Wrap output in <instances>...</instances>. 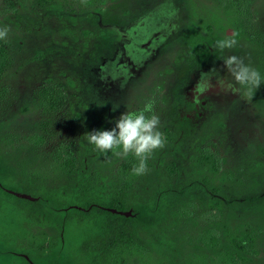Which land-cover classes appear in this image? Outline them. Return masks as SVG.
Instances as JSON below:
<instances>
[{"label":"rangeland","instance_id":"obj_1","mask_svg":"<svg viewBox=\"0 0 264 264\" xmlns=\"http://www.w3.org/2000/svg\"><path fill=\"white\" fill-rule=\"evenodd\" d=\"M154 4L156 27L169 22L176 32L138 74L110 86L95 69L135 46L113 29L125 30ZM242 6L0 0V26H9L0 76V264H83L75 244L91 222L71 210L83 191L106 201L126 193L148 210L138 239L104 264H264V83L250 98L216 83L231 80L220 56L264 74V0ZM230 33L233 49L213 47ZM202 73L213 87L199 94ZM51 87L66 91L62 106L46 99ZM148 99L164 144L134 176L122 166L131 155L93 151L84 135L111 129ZM11 188L34 200L3 194Z\"/></svg>","mask_w":264,"mask_h":264},{"label":"clouds","instance_id":"obj_2","mask_svg":"<svg viewBox=\"0 0 264 264\" xmlns=\"http://www.w3.org/2000/svg\"><path fill=\"white\" fill-rule=\"evenodd\" d=\"M9 26H0V42L6 41ZM237 44L234 33L225 34L217 39L213 47L223 53L226 49H233ZM231 80L217 78L220 89L238 93L244 98L264 83V74L258 69L246 64L235 55L220 56ZM212 76L201 74L196 87V93H204L211 84ZM153 101L148 99L142 110L125 111L115 120L111 129H97L86 132L85 141L92 146L93 151L99 153L111 152L118 157L127 158L131 155L137 163L131 168V174L139 176L147 171V161L151 155L163 147L164 137L159 130V117L152 113Z\"/></svg>","mask_w":264,"mask_h":264},{"label":"trees","instance_id":"obj_3","mask_svg":"<svg viewBox=\"0 0 264 264\" xmlns=\"http://www.w3.org/2000/svg\"><path fill=\"white\" fill-rule=\"evenodd\" d=\"M230 2L241 9L244 4V0H230ZM8 63V50L2 41L0 42V76ZM103 68L100 65L95 69L97 76L101 74L100 70ZM54 88L51 87L46 91L48 93L45 94L46 99L51 106L60 107L66 101V91L63 88ZM136 163L137 161L130 156L122 166L131 173V168ZM11 190L14 189L11 188ZM3 194L15 198L13 194L5 190ZM81 194V197H77V205L71 210L88 219L91 226L79 235L75 244L76 249L82 256L83 264H104L114 248L138 239V229L145 223L148 210L146 206L134 203L135 201L126 193H123L121 197L112 196L107 201L84 191Z\"/></svg>","mask_w":264,"mask_h":264},{"label":"flooded vegetation","instance_id":"obj_4","mask_svg":"<svg viewBox=\"0 0 264 264\" xmlns=\"http://www.w3.org/2000/svg\"><path fill=\"white\" fill-rule=\"evenodd\" d=\"M156 6L154 4L151 6V9L145 14H142L140 18L130 22L125 27V30H120L119 28L113 29L115 36L122 41L123 45L124 42L128 43L133 40L135 46L133 48L132 44L130 45L131 50L128 51V54L125 48H123L117 59L115 57L113 61H109L108 69L105 67L103 68L105 72L103 81L106 82V79H108L110 81H108L110 86L119 85L121 82L128 81L133 74H138V72L144 68L145 64L153 58L154 54L159 50V47L165 43L167 38L176 32V28H171L169 22H164L161 26L156 27L157 24L152 14ZM175 10H177V8ZM151 20L155 23L154 28L151 29L149 33H144L145 27L147 29V24ZM140 31H142V33L139 36L138 34ZM136 37H140L138 44L135 40ZM131 51H135V53L140 52L141 55L138 58H133Z\"/></svg>","mask_w":264,"mask_h":264},{"label":"water","instance_id":"obj_5","mask_svg":"<svg viewBox=\"0 0 264 264\" xmlns=\"http://www.w3.org/2000/svg\"><path fill=\"white\" fill-rule=\"evenodd\" d=\"M9 193L15 195L16 197H20V198H26V199H29V200H34V198L26 195V194H23V193H17L15 191H12V190H7ZM112 211H115V210H112Z\"/></svg>","mask_w":264,"mask_h":264}]
</instances>
